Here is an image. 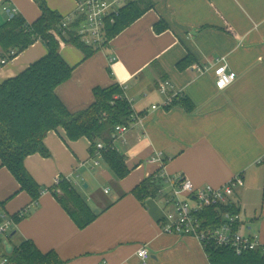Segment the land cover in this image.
I'll return each instance as SVG.
<instances>
[{
	"label": "crops",
	"instance_id": "1",
	"mask_svg": "<svg viewBox=\"0 0 264 264\" xmlns=\"http://www.w3.org/2000/svg\"><path fill=\"white\" fill-rule=\"evenodd\" d=\"M8 1L29 24L41 17L34 0ZM46 1L63 17L77 5V0ZM149 1L153 9L88 59L66 42L70 37L58 41L61 56L74 68L71 79L57 90L71 114L90 109L96 89L126 87L124 95L140 122L123 138L113 137L130 174L118 180L104 160L94 166L97 153L93 155L89 139L71 141L63 129L51 132L45 140L51 156L37 154L25 162L44 191L38 203L0 166V224L30 209L10 230L14 249L29 241L43 254H56L63 264H211L198 239L163 232L162 220L170 209L164 199L171 192L165 182L164 192L155 197L134 193L157 178L161 166L150 161L158 153L166 160L167 177L183 176L198 188H221L242 176L245 186L235 200L241 217L237 229L257 237L264 247V0ZM9 17L0 7V27ZM48 52L37 41L0 66V86ZM222 59L237 74L226 90L216 86L215 70ZM166 81L172 88L163 95L159 89ZM177 96L187 98L191 109L164 108ZM61 178L97 215L85 229L48 192ZM5 240L1 237L0 261L10 259ZM144 247L150 254L147 261L138 256Z\"/></svg>",
	"mask_w": 264,
	"mask_h": 264
},
{
	"label": "trees",
	"instance_id": "2",
	"mask_svg": "<svg viewBox=\"0 0 264 264\" xmlns=\"http://www.w3.org/2000/svg\"><path fill=\"white\" fill-rule=\"evenodd\" d=\"M34 1L41 10L37 22L29 24L17 13L0 27V66L3 65V59L13 60L37 41L43 42L49 50L45 58L0 86V166L12 173L21 191L27 192L36 204L44 191L27 171L25 162L37 154L47 159L51 156L45 146V140L51 132L63 129L71 141L89 139L93 144V155L97 153L99 142H103L106 146L102 151L104 161L118 180H122L131 171L125 163L126 157L113 148L116 140L113 135H116L117 126H129L134 123V115L140 116L133 110L118 84L108 89H96V102L90 109L77 114L69 112L58 97L57 90L71 79L74 68L63 59L60 44L51 34L58 28L62 16L52 10L46 0ZM153 8L151 1L143 0L123 9L116 23L108 26V44ZM157 31L162 32L163 29L158 26ZM66 42L83 51L86 59L99 51L84 45L75 35H71ZM12 52H15V56L11 55ZM184 64H179V67L184 69ZM171 107L189 110L191 103L187 98L177 96ZM162 184L163 181L157 178L155 181L147 180L134 193L139 197H155L159 195ZM49 191L57 197L80 229H85L97 218L86 200L67 180H61L59 185ZM218 210H221L222 215ZM239 212L232 205L207 209L202 217L207 229H216L227 224L226 214L235 216ZM19 214L13 216L16 225L27 216L20 217ZM235 226L236 229L238 226ZM206 252L211 264H264V247L241 257L226 247L213 246ZM9 258L12 264H63L56 254H43L29 241L14 249Z\"/></svg>",
	"mask_w": 264,
	"mask_h": 264
},
{
	"label": "built area",
	"instance_id": "3",
	"mask_svg": "<svg viewBox=\"0 0 264 264\" xmlns=\"http://www.w3.org/2000/svg\"><path fill=\"white\" fill-rule=\"evenodd\" d=\"M141 1L143 0H77L75 11L70 15L64 16L58 28L52 31L51 34L57 41L65 40L74 34L87 47L99 51L104 50L108 46V26H113L116 23V19L121 15L123 9ZM0 7L10 16L19 13L17 9L11 8L8 0H0ZM11 55L15 56V52H12ZM113 61L114 59L111 60V62ZM9 62V60L4 59L2 64L5 65ZM215 74L216 86L219 90H226L237 80V74L233 71L231 72L225 59L220 61ZM121 87L123 89L126 88L125 86ZM170 88H172V84L166 81L160 85L159 91L161 94L166 95ZM174 98L168 99L163 105L164 108L171 107ZM128 101L133 107L132 101L129 99ZM153 109H157V106L154 105ZM133 118L134 123L140 122L138 116L134 115ZM133 124L117 126L115 134L123 138L131 130ZM96 147L97 154L93 162L94 166L97 167L104 160L102 151L106 149V146L103 143H99ZM113 148L117 150L115 145ZM150 163L161 166L157 173V178L162 180L163 184L165 182L171 191L170 196L164 199V204L170 209L162 220L163 232L171 235L195 237L205 251L213 246L226 247L241 257L246 253L259 249L260 245L257 237L248 236L241 232L239 228L235 229V225H238L241 219L239 214L235 216L226 214L227 224L216 229H207L202 217V213L207 209H219L236 205V193L245 186L242 176L234 177L227 185L221 188L211 186L198 188L183 176L167 177L165 174V164L167 163L162 153H158L157 156L153 157ZM61 180L62 178L57 179L55 184L59 185ZM162 188L159 194L164 192ZM29 210V208L23 210L19 216L23 217ZM15 225L13 218H7L0 224V241L1 237L8 239L10 230ZM138 256L143 261H147L150 257L148 249L145 247L141 248ZM0 264H9V260L4 259L0 261Z\"/></svg>",
	"mask_w": 264,
	"mask_h": 264
},
{
	"label": "water",
	"instance_id": "4",
	"mask_svg": "<svg viewBox=\"0 0 264 264\" xmlns=\"http://www.w3.org/2000/svg\"><path fill=\"white\" fill-rule=\"evenodd\" d=\"M96 213H99V211L97 210ZM15 234H16V233H12L10 236H11V237H14ZM4 246H5V248H6V253H7V254H9V255L13 254L14 247L11 246V244H10V242H9V239H6V240L4 241Z\"/></svg>",
	"mask_w": 264,
	"mask_h": 264
},
{
	"label": "rangeland",
	"instance_id": "5",
	"mask_svg": "<svg viewBox=\"0 0 264 264\" xmlns=\"http://www.w3.org/2000/svg\"><path fill=\"white\" fill-rule=\"evenodd\" d=\"M62 18H63V16H62ZM97 211V210H96Z\"/></svg>",
	"mask_w": 264,
	"mask_h": 264
}]
</instances>
